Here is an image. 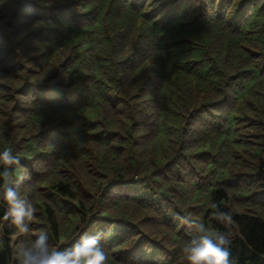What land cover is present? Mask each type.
Here are the masks:
<instances>
[{
  "label": "trees",
  "instance_id": "1",
  "mask_svg": "<svg viewBox=\"0 0 264 264\" xmlns=\"http://www.w3.org/2000/svg\"><path fill=\"white\" fill-rule=\"evenodd\" d=\"M0 133L33 236L185 264L184 217L226 233L231 264H264V0H0Z\"/></svg>",
  "mask_w": 264,
  "mask_h": 264
},
{
  "label": "clouds",
  "instance_id": "2",
  "mask_svg": "<svg viewBox=\"0 0 264 264\" xmlns=\"http://www.w3.org/2000/svg\"><path fill=\"white\" fill-rule=\"evenodd\" d=\"M2 136V133H0ZM20 164L11 147L0 150V201L7 208L5 219H10L17 232L28 241L16 253V264H106L108 254L101 245L102 233L85 234L69 248L61 249L50 242L47 232L33 236L31 222L36 208L28 196L17 190L12 180V169ZM213 218L225 225L230 224V213L219 211L215 203L209 205ZM183 223L194 224L195 234L186 240L181 248L185 264H231L229 239L226 233L214 231L203 223H194L180 217Z\"/></svg>",
  "mask_w": 264,
  "mask_h": 264
}]
</instances>
